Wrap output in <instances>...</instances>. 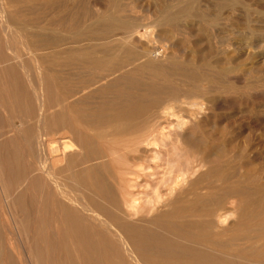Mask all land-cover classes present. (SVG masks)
<instances>
[{"label":"bare ground","instance_id":"obj_1","mask_svg":"<svg viewBox=\"0 0 264 264\" xmlns=\"http://www.w3.org/2000/svg\"><path fill=\"white\" fill-rule=\"evenodd\" d=\"M136 1L0 4L3 38L11 23L23 24L43 74L39 91L26 79L33 100L8 52L20 55L0 38V106L20 122L3 139L8 122L0 116L12 219L34 264H264V168L252 167L246 144L237 150L238 137L225 138L224 127L220 140L206 129L219 93L233 100L248 90L225 80L226 0H149L139 10ZM209 1L218 8H205ZM259 18L248 34L262 55ZM259 64L247 72L260 76ZM263 124L254 118L253 127ZM228 215L242 231L225 238Z\"/></svg>","mask_w":264,"mask_h":264},{"label":"rangeland","instance_id":"obj_2","mask_svg":"<svg viewBox=\"0 0 264 264\" xmlns=\"http://www.w3.org/2000/svg\"><path fill=\"white\" fill-rule=\"evenodd\" d=\"M0 1H1L0 4L2 3L1 5L7 3L5 6L3 5L6 8V10L14 9V4L13 3L7 2V0H0ZM126 1L128 2V0H125V3H127ZM232 1H234V0H231V1L226 0V4H225V0H222V3H224L226 6H224V8H223L224 10L221 9L222 10V16L225 17V18L226 17L229 18L228 22H229L230 26L228 25L229 26V27H227L228 31L226 29L225 32L230 36L231 42H232L231 46L222 45L223 47L221 46V49H220V50H222V55L221 56L225 55L227 57L228 53L230 54L227 57L228 59L226 61H224L225 64L223 63L224 64L223 67H226L228 70H231V72H229V75L227 74L225 76V80L232 81L236 85V87H238V89H243L244 87H247L248 90H247V93L245 95H242V98H241V96H237L236 97L237 99H233V100H231V97H228V96H225L222 93H219L220 95L218 94L217 96H219L220 98L216 96L217 97L216 98L217 99L216 100V104H217V102L219 104H217L216 108L212 110L213 114L211 112H208L210 115L212 114V117H211L212 119H210V117L208 118L209 120L207 119L209 122L206 121V123H207L206 129L208 131H210V133H212L214 135V139L218 138L217 140L221 139V133H219L218 128L220 129L222 127L225 128V130H224L225 131L224 132V134H225L224 137L225 138L226 137L229 138L230 136H233V135L237 136L238 140L235 139V141L238 142L237 143V150H240V147L244 148V145L246 144L245 145L246 156H247V158L249 160H251L252 167H259V168L261 167L263 169L264 168V128L263 127L262 128L253 127V120H254V118L255 119L256 118H264V62L262 61V59L264 58V53L262 54L263 56L260 55V51H261L262 48L257 47V46L255 47V45L251 44L252 43L251 37H250V35L248 33L250 32L249 31V29H250L249 27H255L254 24L255 23L258 24L257 21L255 22V20L259 18L258 16L261 15L260 18H259V19H261L260 21H262L264 19V0H235V1H238V2H236L237 4H235V7L231 8V11H230V9L228 8L227 4L230 6V2H232ZM147 2H149V0L136 1V4L139 3L138 4L139 8H137V10H139L140 7L141 8L146 7L148 5ZM209 2L211 3V1H209ZM209 2H207V3L206 2H202V4H203V6H205V8H208L210 10H212V7H213L214 10H216L218 8V7H216L217 6L216 3L214 4V2H212L210 4ZM128 3L130 4L131 0ZM208 4H210L209 7H208ZM211 5H214V6L211 7ZM246 10H248L249 12L248 11L246 12ZM139 13L141 14V12H138V15H139ZM249 13L251 15H249ZM230 16H232V17H230ZM248 16L250 17L251 20H253V21L250 22V24L246 23V21H247L246 18ZM34 17L35 16H33V14H31L29 12H27L25 14V16H24V20H25L24 22L28 24V26L30 27L29 29L32 30V31H36V29H37L36 27H32V25L39 24L36 19L34 20ZM35 21H36V23H35ZM2 24H3V26H2ZM11 24H10V26H11L12 29L8 32V37L9 38L7 37L6 40L3 38V34L5 33V30H3V29H5V28H2V27H4V23L0 24L2 26V27L0 26V33H1L0 34V36H1L0 38H1V40H3L2 41L3 42L2 46L5 45L4 47H6V51H7V49L9 51V49L12 48V51L14 53H16L17 55H20L22 61L16 60V58H14L13 54H11L10 52L7 51L9 56L11 55L12 58H13L12 61H14L13 64H14L16 70L18 71L17 72L18 76H20V78L23 79L22 82H23L24 86H27L26 89H27L29 95L34 100L33 88L32 87L34 86V88L39 91V89L42 87V85H41L42 81L41 80L43 78V74L40 72L41 70L37 66L38 63L36 62V59H34L35 57L32 56L29 53L28 48H26V47L29 46L28 45L29 42H27L28 41V37H27V34L25 33L26 32V27L23 24H21V23H14L12 25ZM13 25H14V27H13ZM233 26H235V27H233ZM19 27H20V29H19ZM22 27H24L25 29H23ZM1 28H2L3 31L1 30ZM13 28H15V29H13ZM20 30H22V31H20ZM18 34H19V37H18ZM20 35H21V38H20ZM203 45H204L203 48H207L206 47L207 43L203 44ZM252 46H253V48H252ZM225 47H227V48H225ZM227 49H228V52H227ZM213 50L215 51L216 48L214 47ZM223 50L226 53H223ZM217 53L218 52L216 50V54ZM220 53H221V51H219L218 54L220 55ZM254 55H256V56H254ZM10 60H11V58H10ZM24 60L26 61L27 64L24 62ZM258 62L261 63V64H259L260 65V71H258V74H260V76L257 75V73H249V72H247V71L250 70V66L251 65H254V64L256 65ZM16 63L18 65H15ZM20 63L26 66L27 72H26V70L22 69ZM17 67H18V69H17ZM19 67H21V68L19 69ZM231 67H232V69H231ZM246 72H247L248 76H247ZM27 73L29 74V76H28L29 78H27ZM255 75H256V77H255ZM40 77H42V78H40ZM26 79H31L29 81L32 82V84H31V85H33L32 87H31L30 83L28 82V80H26ZM251 82H253L254 84L251 83ZM25 84H27V85H25ZM245 84H247V86ZM255 84H256V86H255ZM243 98H244V100H243ZM246 98H247L248 101L246 100ZM224 100H226V101H224ZM233 101H236V102H233ZM230 102L233 103V104H231ZM209 114L206 113L205 115L209 116ZM0 116H1V118L4 116L3 118H5L6 122H8L7 123L8 125H6L4 127V129H3L5 131V135H4L5 138H3V136H2V138L3 139H9L10 136L13 135V132H11L10 130H13V129H15V127L19 126V124H20L19 119L17 117L16 118L15 117H10L9 111H7V109L6 110L3 109V106H0ZM214 116H215V118H214ZM212 125H214V127ZM215 126L217 127V129H216ZM214 129H216L217 133H216V131ZM7 130H9L11 133L8 132ZM6 133H8V134H6ZM242 135H243V137H242ZM240 137H242L244 139H242ZM2 138L0 137V141L2 140ZM239 138H240V140H239ZM247 152H249V153L247 154ZM250 156H252V157H250ZM4 181L0 177V223H2V224H0V229H1L0 230V234H1L0 235V238H1L0 239V253L3 252V251L6 252V253L3 252V253L0 254V256H2V257H0V259L2 258L0 260V263L1 264H9V262L14 261L17 264L18 263H21V264L23 263L24 264V263H27L26 262V260H27L28 263L34 264L33 255H32L31 251L29 250V248L27 246L28 245L27 241L25 240L27 235H26L25 232L23 233V231L21 229H18L17 225H15L16 223H14L15 221L13 220L14 216H13V214H11V211H9V205H10V202H11L10 201L11 199H9V198H11V197L8 196V192H7L6 187L4 188L5 185L3 183H6V180H4ZM3 189H6V190H3ZM5 191H6V193H5ZM5 194L7 195V197H5L6 196ZM7 201H8V203H7ZM7 208H8V211L6 210ZM229 215H228L229 219H228L227 223L223 224L222 227H220L221 230H223L224 234H226V232H227V233H229V235H233L235 233V231H236V233H240L242 231V230L240 231V228H239V230H237L236 229L237 227L235 228V226L230 227V225L233 223V220L235 219V216L234 215L229 216ZM233 217H234V219H233ZM224 237L226 238L227 234ZM28 239H31V236H29ZM4 240L8 241L7 242L8 244L5 243ZM243 241L246 242L247 239L243 240ZM243 241H240V243L243 242ZM11 243H12V245H10ZM257 243H259V242H257ZM5 245H6V247H5ZM42 245L43 246H47L45 243H42ZM258 245H260V243ZM3 246L5 247V249H4ZM22 246H24L25 248H23ZM8 247L11 250H9ZM241 247H243L244 248V252H246V250H247L246 247L247 246H241ZM256 247H259V246H256ZM2 249H4V250L2 251ZM16 249L18 250V253H16V251H17ZM9 251H12L11 253H13V254H11ZM27 252H29L30 254H28ZM246 253L249 254V251L247 250ZM15 257L16 258L18 257L19 260L16 259ZM28 257L31 260L32 259L33 260L29 261L30 259ZM247 258L248 259L252 258L254 260L255 257L254 256L250 257L248 255ZM248 259H246V260H248ZM259 260H263L264 261V259H259ZM2 262H4V263H2ZM31 262H33V263H31Z\"/></svg>","mask_w":264,"mask_h":264}]
</instances>
